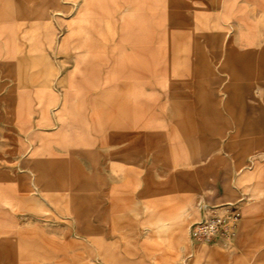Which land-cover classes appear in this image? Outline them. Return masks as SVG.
Masks as SVG:
<instances>
[{
  "label": "rangeland",
  "instance_id": "rangeland-1",
  "mask_svg": "<svg viewBox=\"0 0 264 264\" xmlns=\"http://www.w3.org/2000/svg\"><path fill=\"white\" fill-rule=\"evenodd\" d=\"M252 138L264 0H0V264H264Z\"/></svg>",
  "mask_w": 264,
  "mask_h": 264
},
{
  "label": "crops",
  "instance_id": "crops-1",
  "mask_svg": "<svg viewBox=\"0 0 264 264\" xmlns=\"http://www.w3.org/2000/svg\"><path fill=\"white\" fill-rule=\"evenodd\" d=\"M221 150H222V148H217L216 150H214V153L211 154L212 155L211 157H215L214 163H217L221 167L228 165L229 168L233 169L235 174H236L235 169L237 167L243 166V164L247 163V161L249 162V165L251 167H254L256 164H263L264 165V142H260V139H258L257 142H255L254 138L251 139L250 144H249V150H248L249 152H251V158H249V160H247V159L241 160L240 157L238 159L230 160L227 157H225V155L223 154V152H221ZM197 159H198V164H197L196 169L194 170L195 175H199V173H201V168H202V165L200 162L201 160L199 159V151H197ZM163 163L164 164H161V167L164 168L163 170L165 172L167 171L166 173H170L169 175H170V177H172L171 166L166 164L165 162H163ZM170 177H168V178H170ZM251 185H249V184L237 185V191H238V194L241 195L242 192H245L247 189V192L249 193V197H251V201H253V203L250 206L251 210L256 211L260 207V205L258 206V203L256 200H258L260 197H257V195L250 196V193L251 192L260 193V191L259 190H252ZM248 187H249V189H251V191L248 190ZM211 193H213L214 195H218V194L222 195L223 194L222 191L219 189L215 190L214 192H211ZM240 199H243V198H240ZM243 201H244V199H243ZM249 202L250 201L247 200V204ZM247 210H248V207L244 206L241 208L240 213H239L240 221L235 228L236 235L234 236V240H235L234 248L236 249V251H241L242 248H244V246L247 244L250 246H254V247L255 246L261 247L264 245V229L258 228L259 226H257V225H255L254 228L247 227V225H246V215L248 213Z\"/></svg>",
  "mask_w": 264,
  "mask_h": 264
},
{
  "label": "bare ground",
  "instance_id": "bare-ground-1",
  "mask_svg": "<svg viewBox=\"0 0 264 264\" xmlns=\"http://www.w3.org/2000/svg\"><path fill=\"white\" fill-rule=\"evenodd\" d=\"M238 216V215H237ZM238 218L236 217V220H237ZM235 223H236V221H235ZM231 230L232 229H230V231L228 232V234H229V237H228V239L232 236V234H231Z\"/></svg>",
  "mask_w": 264,
  "mask_h": 264
},
{
  "label": "built area",
  "instance_id": "built-area-1",
  "mask_svg": "<svg viewBox=\"0 0 264 264\" xmlns=\"http://www.w3.org/2000/svg\"><path fill=\"white\" fill-rule=\"evenodd\" d=\"M200 230H207V228L206 227H203V228H200Z\"/></svg>",
  "mask_w": 264,
  "mask_h": 264
}]
</instances>
